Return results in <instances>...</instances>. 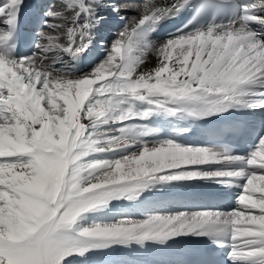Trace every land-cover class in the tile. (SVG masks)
Returning a JSON list of instances; mask_svg holds the SVG:
<instances>
[{
    "label": "snow or ice",
    "instance_id": "snow-or-ice-1",
    "mask_svg": "<svg viewBox=\"0 0 264 264\" xmlns=\"http://www.w3.org/2000/svg\"><path fill=\"white\" fill-rule=\"evenodd\" d=\"M0 264H264V0H0Z\"/></svg>",
    "mask_w": 264,
    "mask_h": 264
},
{
    "label": "bare ground",
    "instance_id": "bare-ground-1",
    "mask_svg": "<svg viewBox=\"0 0 264 264\" xmlns=\"http://www.w3.org/2000/svg\"><path fill=\"white\" fill-rule=\"evenodd\" d=\"M199 140H200L199 135H193L189 138V141L192 143L199 142ZM236 191H239V190H233V193H235Z\"/></svg>",
    "mask_w": 264,
    "mask_h": 264
}]
</instances>
